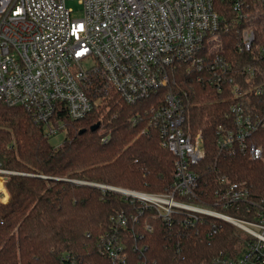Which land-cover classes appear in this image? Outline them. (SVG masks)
<instances>
[{
  "label": "trees",
  "instance_id": "trees-1",
  "mask_svg": "<svg viewBox=\"0 0 264 264\" xmlns=\"http://www.w3.org/2000/svg\"><path fill=\"white\" fill-rule=\"evenodd\" d=\"M214 6L220 27L211 49L220 62L211 70V56L203 53L204 66L176 68L173 91L182 100L187 132H201L204 156L193 167L199 201L205 192L216 212L251 221L255 211L247 205L214 204L230 184L264 200V161L221 152L216 140L218 127L235 129L233 103L241 102L254 120L264 116V15L240 20L228 1L216 0ZM249 27L254 44L239 53L241 32ZM88 91L96 107L82 119H63L65 139L58 147L23 108L0 104V163L13 173L4 175L7 200L0 202V264H117L101 250L105 235L123 245L126 258L120 264H209L238 256L252 238L226 221L204 215L186 220L182 210L164 220L153 207L99 187L165 194L175 158L160 146L150 122L156 98L127 104L111 89ZM251 141L264 150V128ZM120 216L126 219L121 226Z\"/></svg>",
  "mask_w": 264,
  "mask_h": 264
},
{
  "label": "built area",
  "instance_id": "built-area-1",
  "mask_svg": "<svg viewBox=\"0 0 264 264\" xmlns=\"http://www.w3.org/2000/svg\"><path fill=\"white\" fill-rule=\"evenodd\" d=\"M66 1L0 0V104L23 108L49 135L59 125L64 128V118L76 121L93 111L97 101L88 89L96 94L111 89L127 104L156 98L150 122L158 130L160 146L175 158L170 190L161 195L119 191L153 207L164 220L182 210L186 220L213 217L252 238L238 256H221L209 264H264V200L251 199L240 184L218 193L220 203L214 207L247 205L255 211L251 221L216 212L205 195L199 201V178L193 167L204 156L201 132H187L182 100L173 91L176 68L204 66L203 53L211 56L207 65L211 70L220 62L217 49H211L220 27L216 0H77L81 19H72ZM225 1L237 19L264 15V0ZM254 41L253 29H244L237 50L249 52ZM260 50L264 57V48ZM230 113L235 129L218 127L219 150L245 152L252 161H264L263 148L251 141L252 134L264 128V116L252 119L241 102L233 103ZM7 174L13 173L0 163V202ZM125 220L118 217L121 225ZM100 247L114 263L126 258L114 236L105 235Z\"/></svg>",
  "mask_w": 264,
  "mask_h": 264
},
{
  "label": "rangeland",
  "instance_id": "rangeland-1",
  "mask_svg": "<svg viewBox=\"0 0 264 264\" xmlns=\"http://www.w3.org/2000/svg\"><path fill=\"white\" fill-rule=\"evenodd\" d=\"M66 6H67L68 10L71 11L72 19H81L82 18L81 6H80V4L78 3L77 0H67L66 1ZM87 65H89V64H87ZM55 129H56V133L49 134L48 135L49 136V143L52 146H54V147H58L64 141V139H65V130L61 128V125H59ZM199 185H200V182H198V188H199ZM117 190L119 191V190H124V189H119L118 188ZM3 194H4V196L1 198V201H6L7 200V192H6V190H4V193ZM205 194H206L205 192L201 193V196L200 197L204 198V195ZM231 219H235V218H232L231 217ZM236 220H239V219H236ZM117 223H118L119 226H121V224L119 222H117Z\"/></svg>",
  "mask_w": 264,
  "mask_h": 264
},
{
  "label": "water",
  "instance_id": "water-1",
  "mask_svg": "<svg viewBox=\"0 0 264 264\" xmlns=\"http://www.w3.org/2000/svg\"><path fill=\"white\" fill-rule=\"evenodd\" d=\"M98 126H99V124H96V125H94L92 128H91V130L92 131H94V130H96L97 128H98ZM80 183V182H79ZM80 184H86V183H80ZM90 185H92V186H98V185H94V184H90ZM118 191V190H117ZM118 192H120V193H123V192H121V191H118ZM125 193H130L129 191L128 192H125Z\"/></svg>",
  "mask_w": 264,
  "mask_h": 264
},
{
  "label": "bare ground",
  "instance_id": "bare-ground-1",
  "mask_svg": "<svg viewBox=\"0 0 264 264\" xmlns=\"http://www.w3.org/2000/svg\"><path fill=\"white\" fill-rule=\"evenodd\" d=\"M6 198V197H5Z\"/></svg>",
  "mask_w": 264,
  "mask_h": 264
}]
</instances>
